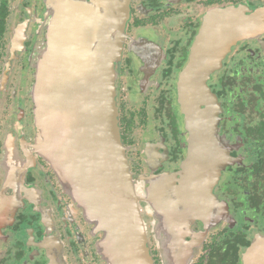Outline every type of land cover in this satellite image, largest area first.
<instances>
[{"label": "flooded vegetation", "instance_id": "af4514ba", "mask_svg": "<svg viewBox=\"0 0 264 264\" xmlns=\"http://www.w3.org/2000/svg\"><path fill=\"white\" fill-rule=\"evenodd\" d=\"M81 12L106 29L124 19L109 36L117 125L153 263L264 264V0H0V264H109L96 195L34 114L38 50ZM190 64L223 158L212 194L191 205L179 89Z\"/></svg>", "mask_w": 264, "mask_h": 264}, {"label": "water", "instance_id": "95a60500", "mask_svg": "<svg viewBox=\"0 0 264 264\" xmlns=\"http://www.w3.org/2000/svg\"><path fill=\"white\" fill-rule=\"evenodd\" d=\"M67 19L57 21L50 41L37 53L32 95L39 136L44 144L54 142L55 152L70 164L72 174L96 195L90 212L92 218L102 214L107 235L101 248L109 264H154L117 125L113 83L117 53L109 36L117 37L124 19L118 15L109 29L88 12H81L75 22L69 19L70 24ZM192 72L190 64L179 84L190 133L180 188L190 205L212 194L223 161L219 147L210 144L213 119L207 85L191 82Z\"/></svg>", "mask_w": 264, "mask_h": 264}]
</instances>
